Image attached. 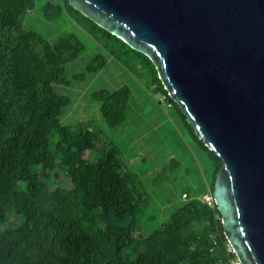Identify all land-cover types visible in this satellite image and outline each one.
I'll return each mask as SVG.
<instances>
[{
  "label": "trees",
  "instance_id": "16d2710c",
  "mask_svg": "<svg viewBox=\"0 0 264 264\" xmlns=\"http://www.w3.org/2000/svg\"><path fill=\"white\" fill-rule=\"evenodd\" d=\"M32 4L0 0V264H216L227 241L213 201L210 205L193 197L143 234L146 197L134 185L135 176L122 170L116 149L96 148L98 136L81 123L60 122L68 98L56 94L53 84L66 83L65 65L83 45L72 34L50 43L23 29L21 19ZM62 11L84 25L108 53L140 63L144 59L157 77L146 56L67 0L43 7L47 20ZM104 63L97 55L85 71L94 72ZM160 88L193 139L216 161L211 196L221 162L198 139L161 83ZM129 95L125 86L94 94L109 125L124 119Z\"/></svg>",
  "mask_w": 264,
  "mask_h": 264
},
{
  "label": "water",
  "instance_id": "95a60500",
  "mask_svg": "<svg viewBox=\"0 0 264 264\" xmlns=\"http://www.w3.org/2000/svg\"><path fill=\"white\" fill-rule=\"evenodd\" d=\"M146 56L219 158L211 196L241 264H264V0H67Z\"/></svg>",
  "mask_w": 264,
  "mask_h": 264
},
{
  "label": "rangeland",
  "instance_id": "374dc122",
  "mask_svg": "<svg viewBox=\"0 0 264 264\" xmlns=\"http://www.w3.org/2000/svg\"><path fill=\"white\" fill-rule=\"evenodd\" d=\"M60 2L33 0L21 19L22 27L50 43L72 34L83 45L82 51L65 65L66 83L53 84L56 94L68 98L61 110L60 122L63 125L81 123L98 136L96 148L106 145L116 149L122 170L135 176L134 185L146 197L141 230L147 235L167 221L181 203L210 194L216 161L193 139L144 59L140 63L127 57H114L65 11L55 20L44 17L46 4ZM97 55L105 58L104 65L94 72H86L87 64ZM77 74L82 77L75 78ZM124 86L130 90L124 119L109 125L100 114L101 102L94 94Z\"/></svg>",
  "mask_w": 264,
  "mask_h": 264
},
{
  "label": "built area",
  "instance_id": "2783aa9c",
  "mask_svg": "<svg viewBox=\"0 0 264 264\" xmlns=\"http://www.w3.org/2000/svg\"><path fill=\"white\" fill-rule=\"evenodd\" d=\"M202 198L205 202L212 205V196L203 195ZM216 264H241L239 259L235 256L233 248L228 242L224 244V247L222 249V255L217 259Z\"/></svg>",
  "mask_w": 264,
  "mask_h": 264
}]
</instances>
